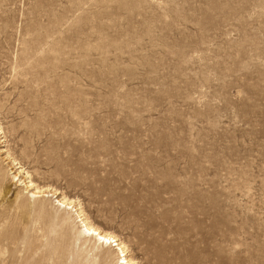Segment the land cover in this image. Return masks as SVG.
<instances>
[{
    "label": "rangeland",
    "instance_id": "obj_1",
    "mask_svg": "<svg viewBox=\"0 0 264 264\" xmlns=\"http://www.w3.org/2000/svg\"><path fill=\"white\" fill-rule=\"evenodd\" d=\"M81 220L264 264V0H0V264H120Z\"/></svg>",
    "mask_w": 264,
    "mask_h": 264
},
{
    "label": "bare ground",
    "instance_id": "obj_2",
    "mask_svg": "<svg viewBox=\"0 0 264 264\" xmlns=\"http://www.w3.org/2000/svg\"><path fill=\"white\" fill-rule=\"evenodd\" d=\"M23 185L25 186L26 189L30 188L31 190H33V192L31 193V197L32 198H38L41 195L43 196L44 191L38 190L30 181L27 182V183H24ZM71 203L72 202H68L67 200H58L57 201V204H58L59 207L62 206V207H65L67 209H71L72 208V207H70ZM81 224H82V229H83L81 231V233L87 235L91 239H94L98 243H101V244H104V245H109L110 247H114L119 252V254H122L123 258H122L120 264H137L132 259H127L126 258L127 256H126V254H124L125 253V246L122 244V242L121 243H117V240L115 239V237L113 235H111V234H109L107 232H104V231L100 230L97 227H94L93 225L89 224L88 222H85V221L81 220ZM119 260H120V257H119Z\"/></svg>",
    "mask_w": 264,
    "mask_h": 264
}]
</instances>
